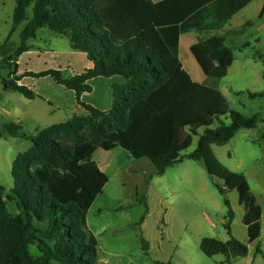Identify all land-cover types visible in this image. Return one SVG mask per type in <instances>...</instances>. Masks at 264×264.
Listing matches in <instances>:
<instances>
[{
    "label": "trees",
    "instance_id": "16d2710c",
    "mask_svg": "<svg viewBox=\"0 0 264 264\" xmlns=\"http://www.w3.org/2000/svg\"><path fill=\"white\" fill-rule=\"evenodd\" d=\"M249 1L15 0L9 33L0 45V68L8 70V77L18 72L15 62L28 53V41L41 28L67 39L71 50L85 55L91 68L71 79L50 69L2 80L4 91L32 100L35 92L18 82L26 76L49 77L74 92L88 115H74L37 131L30 137L31 146L13 159V187L6 193L0 185V264H97V242L86 230L85 216L107 181L92 159L98 148L120 147L135 160L148 159L161 176L185 158L202 162L211 146H224L239 130L257 127L258 115L231 110L218 89L234 60L232 44L251 23L228 35L200 39L190 47L205 76L201 83L192 81L178 58L181 33L218 30ZM211 3L221 10L216 19L202 24L200 17ZM18 29L16 44L10 37ZM116 77L123 82L112 85L109 109L81 102V95L92 90L90 81ZM21 129L15 123L4 125L10 136ZM193 136H198L195 150L181 155ZM260 138L264 140V131ZM220 179L222 186L214 185L227 208L228 239L204 237L199 248L207 257L221 254L230 263L246 257L248 244L260 237L262 209L242 174L220 166ZM232 190L244 210L247 244L231 234L235 215L226 193ZM4 196L15 204L16 215L9 214ZM143 205L147 211L144 200ZM141 243L146 252L148 242L141 238Z\"/></svg>",
    "mask_w": 264,
    "mask_h": 264
},
{
    "label": "rangeland",
    "instance_id": "374dc122",
    "mask_svg": "<svg viewBox=\"0 0 264 264\" xmlns=\"http://www.w3.org/2000/svg\"><path fill=\"white\" fill-rule=\"evenodd\" d=\"M14 6L15 0H0V45L9 33ZM252 22L253 25L245 29L244 40L253 42V45L244 53L255 55L256 64L236 68L246 74L230 73L221 80L219 89L227 95L231 110L246 116L258 115L261 122L251 134H247V144L242 143L231 150V159L220 153L225 148H216L220 161L211 151L204 155L202 162L185 158L157 176L148 159L135 160L120 147L110 151L98 148L94 152L92 159L107 179L85 216L86 230L97 242V264H264V140L260 139L264 130V97L250 99L248 96L249 93H264V18ZM19 29L10 37L16 44L19 43ZM255 38L259 40L257 45L253 41ZM28 45V53L15 62L18 67L15 75L8 77V70L0 68V185L6 193L13 187L12 161L31 146L30 137L43 128L66 122L74 115L82 116L84 112L78 106L74 92L57 85L49 77L26 76L18 82L35 92L37 96L32 100L17 92L4 91L3 79L50 69L60 70L63 77L71 79L83 73L84 66L87 67V59L79 53L74 54L76 56L68 54L73 52L68 40L49 29H39ZM180 60L193 81L199 83L204 79L188 49L183 47L180 50ZM121 79L90 81L92 90L81 95V102L107 109L109 89L113 84L122 83ZM223 122L228 124L229 120L223 118ZM8 123L22 127L16 136L4 131V125ZM198 132L200 134L202 129ZM241 136L237 135L236 139ZM197 138L192 137L190 146L181 155L195 150ZM238 165L241 167L236 173L246 178L250 191L261 206V234L255 242L248 244V256L227 263L221 254L205 256L199 244L204 237L228 239L224 228L227 208L224 197L214 184L222 186L220 166ZM226 198L235 215L231 234L247 244V231L242 223L244 210L238 204L237 192L228 191ZM4 200L9 214L16 215L15 204L7 201L5 196ZM142 216L144 219L140 223ZM141 238L148 242L146 252ZM257 248L260 253L255 252ZM30 253L37 255L35 248H31Z\"/></svg>",
    "mask_w": 264,
    "mask_h": 264
},
{
    "label": "crops",
    "instance_id": "0c3cea01",
    "mask_svg": "<svg viewBox=\"0 0 264 264\" xmlns=\"http://www.w3.org/2000/svg\"><path fill=\"white\" fill-rule=\"evenodd\" d=\"M151 1L153 3H157V2H161L163 0H151ZM207 9H208V12H206L205 15H203L202 17H200V20L199 21L202 24H207L208 22L212 21L213 19H216L217 14H218L217 12L219 10H221L220 7H218V5H216L215 3H211L207 7ZM262 18H264V0H250L244 6H242L241 9H239L236 13H234L230 17V19L228 21H226L224 24H222V26L218 30H213V31H205L204 30V31H201L200 32V31H197L195 29H192V30H188L186 32L181 33L179 35V37H177L178 38V58H179V61L181 62V60H180V50L183 47L185 49H188L190 51V47L192 45H194L195 43H197L200 39H204V38H207V37H209L211 35H215V34L222 35V36L223 35H228L232 31H238V30L242 29L244 27V25H246L247 22L251 23L249 25V26H251V25H253V22H252L253 19H259L260 20ZM245 34H246V31L244 30L243 33L239 35L238 40H236V42H234L232 44V46H231V48L233 49V57H234V60L231 63V65L228 67L227 73H226L225 77L228 76L230 73H234V72H237V74H240V75H244V74H246V72L240 73V71L239 70L237 71L236 68H241V67H246V66L249 67L251 65L256 64L257 57L255 55H248V53L247 54L244 53V50L245 49H248V48L252 47V45H253V42H250L249 40H244ZM231 38H232V36L229 35V37L226 38V39H228V41H230V40H232ZM257 39L256 38L253 39L255 45H257L259 43V40H257ZM244 45H247V46H244ZM68 54H73L72 56H76L74 54H77V53L71 52V53H68ZM81 55L83 57H85V55H83V54H81ZM87 63H88L87 64V67L84 66L83 71L91 68L90 62L87 61ZM204 78H205V76H204ZM262 78H264V76H262ZM97 79H100V78H97ZM109 79H112V78H109ZM203 80L201 82H203ZM201 82H199V83H201ZM220 83H221V81H220ZM220 83H219L218 89L220 88ZM219 91L224 96V98L227 100V95L225 93H223L221 91V89H219ZM261 94H264V93L261 92ZM248 96H249V94H248ZM249 98L250 99H253L250 96H249ZM109 99H110V101L108 103L107 109H109L111 107V89H109ZM227 102H228V100H227ZM79 107L82 108L81 106H79ZM107 109H105V110H107ZM87 114H88V112L84 111L81 115L82 116H85ZM262 125H264V124H262ZM253 129H241V130H239L235 134L234 138L231 139L230 142H228L224 146H220V145L219 146H211V151H214L216 157L219 159L218 154H217V151H216V148H225V149H222V150H225V151H221L220 153L222 155L226 156V158L231 159V157H232L231 150L233 151L234 149H237L242 143L247 144L248 141H249V140H247V138H248L247 134L248 133L251 134L250 132ZM262 131H264V130H262ZM262 131H261V133H262ZM239 134H241L242 136L240 137V139H236L237 138V135H239ZM260 136H261V134H260ZM254 141L256 143H258L257 142L258 140L254 139ZM219 161H220V159H219ZM240 167H241L240 165L233 166V167L230 166L227 169H229V170H231V171H233V172L236 173V172H239L238 169H240ZM261 215H262V213H261ZM260 220H261V218H260ZM260 225H261V223H260ZM254 242H255V240H254ZM97 261H98V259H97Z\"/></svg>",
    "mask_w": 264,
    "mask_h": 264
}]
</instances>
